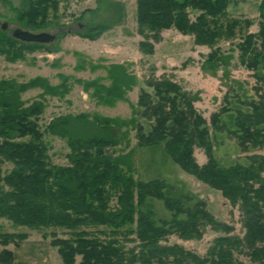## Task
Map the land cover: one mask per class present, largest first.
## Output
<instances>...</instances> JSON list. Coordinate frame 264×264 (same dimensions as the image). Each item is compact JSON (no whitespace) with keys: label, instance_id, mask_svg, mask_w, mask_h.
Masks as SVG:
<instances>
[{"label":"trees","instance_id":"trees-1","mask_svg":"<svg viewBox=\"0 0 264 264\" xmlns=\"http://www.w3.org/2000/svg\"><path fill=\"white\" fill-rule=\"evenodd\" d=\"M59 3L26 0L28 7L21 14L25 27L35 31L51 25ZM229 3L230 0H137L138 29L146 38L140 42L141 49L153 53L155 44L151 40L160 41L162 31L169 28L191 34L196 43L210 46L224 34L233 36L237 21L225 20ZM191 10H199L200 14L193 19ZM261 17L260 32L247 34L239 48L243 64L264 82V1ZM107 28L106 24H95L76 33L95 40ZM41 48L57 52L61 46L24 42L0 26V54L8 60L27 59V52ZM227 59L218 49L208 55L212 66H221L223 71L228 69L223 68ZM85 63L77 67L85 68ZM103 67L106 74L102 77L79 81L98 104L128 102L132 117L97 114L99 131L87 138L77 136L79 128L72 126L83 114L55 118L46 132L39 123L47 95L63 98L70 93L69 75L60 73L62 80L57 84L43 75L23 83L15 79L0 81V264H14L15 251L10 244L20 246L29 237L27 232L3 230L2 219L14 227L66 231V237L57 230L44 234L52 237L50 242L63 264H264V154L253 152L246 162L225 165L216 156L211 138L213 126L237 136L244 151L264 149L262 88L255 87L258 98L242 101L247 109L240 106L232 113L237 126L233 129L222 121L229 106L213 112L208 120L194 104L197 96L168 77L147 79L138 101L131 102L129 92L139 84L138 76L124 63ZM214 70L217 75L218 70ZM226 74L220 79L224 80ZM37 87L42 89L44 100L27 104L22 93ZM130 125L137 132L139 147L162 143L174 160L221 190L232 205H238L246 229L244 236L232 233L233 224L216 219L204 200L190 203L171 196L164 188L165 182L159 179L137 181L132 174L134 149L124 155L114 151L121 139L130 144ZM124 126L127 130H123ZM47 133L67 138L71 148L69 164L51 163ZM196 146L204 148L208 155L203 165L195 159ZM7 162L12 164L9 171L4 167ZM148 195L164 200L175 211L174 216L156 218L147 203ZM208 227L225 234L215 238L205 256L179 243H163L172 234L200 239ZM129 242L134 244L128 246ZM242 254L249 257V262L239 257Z\"/></svg>","mask_w":264,"mask_h":264},{"label":"rangeland","instance_id":"rangeland-1","mask_svg":"<svg viewBox=\"0 0 264 264\" xmlns=\"http://www.w3.org/2000/svg\"><path fill=\"white\" fill-rule=\"evenodd\" d=\"M263 1L230 0L225 20L237 21L234 35L224 34L213 46L198 44L193 35L169 28L162 31L160 41L151 40L155 44L154 52L147 53L140 47V42L146 38L138 29L137 0H59L57 16H52L53 23L35 31L45 30L57 34L58 38L49 44L54 47L61 46L60 51L48 52L41 48L34 52H27V59H19L16 62L0 54V81L15 79L23 83L38 75H43L57 84L62 80L60 73L69 75L67 82L71 86V91L63 98L47 95L44 100L40 95L42 89L39 87L24 91L21 97L27 101V104L35 100H44L45 108L39 123L45 132L48 124L55 118L85 115L75 120L72 126L75 129L79 128L76 132L77 136L87 138L91 133L99 131L97 114L130 119L132 108L128 102L123 101L114 106L98 104L97 99L84 89L83 82L79 80L102 77L106 74L104 65L124 63L139 78V84L129 92L131 102L138 101L140 88L146 86L147 79L168 77L179 82L191 94L197 96L194 104L208 120L213 112L221 111L224 106H229V112L222 114V121L235 129L237 126L232 113H236V109L240 106L247 109V105H244L242 101L253 97L258 98L256 86L262 88L260 92H264V82L255 76L253 69L243 64L239 48V43L247 34L260 32ZM26 7H28L26 0H0V26L8 22L9 26L4 30L9 33H12L16 27L26 28L25 21L21 18ZM198 14H200L199 10H191L193 19ZM95 24L108 25V28L95 40L76 33V31L85 30ZM64 32L68 34L60 37ZM257 38L258 44H261L262 37L259 35ZM215 49L228 57V64L223 67H227V71H223L221 66H212L209 62L208 55ZM80 62L85 63L86 67L81 69L77 67ZM92 65L96 68L94 69ZM214 68L218 70L217 75L214 73ZM225 72H227L226 78L221 80L220 76ZM132 126H129L130 144L128 145L124 139H121L114 151L117 155H124L134 149L132 158L135 171L132 174L137 181L146 182L159 179L165 182L167 186L164 188L171 196H180L184 202L189 201L190 203L199 199L204 200L207 209L216 219L233 224L235 230L232 233L244 236L246 229L238 205H232L221 190L199 179L182 163L174 160L162 143L139 147L137 132ZM123 130H127L125 126ZM211 130L213 149L218 159L225 165L246 162L247 156L253 152L264 154V149L244 151L239 147L238 137L230 134L228 130H220L213 126ZM46 141L49 145L51 163L58 165L70 163L68 153L71 152V148L67 138L47 133ZM194 156L200 165L208 160L205 149L201 147H195ZM4 167L6 171H9L12 164L7 162ZM115 202L114 198L113 204ZM147 203L158 219L165 220L174 216L175 211L168 208L166 202L156 196L148 195ZM1 222L3 230L27 232L29 239L46 240L50 243L52 237H46L44 234H49L53 230H57L61 237L68 236L63 229L38 230L27 226L14 227L7 219H2ZM223 233L208 227L200 239H185L179 234H172L163 243H179L185 249L205 256L215 238ZM133 244L129 242L128 246ZM10 247L14 248L15 245L10 244ZM52 248V263L63 264L57 248ZM239 257L249 262L248 256L242 254Z\"/></svg>","mask_w":264,"mask_h":264},{"label":"crops","instance_id":"crops-1","mask_svg":"<svg viewBox=\"0 0 264 264\" xmlns=\"http://www.w3.org/2000/svg\"><path fill=\"white\" fill-rule=\"evenodd\" d=\"M51 242L27 238L20 246L14 247V264H53Z\"/></svg>","mask_w":264,"mask_h":264},{"label":"water","instance_id":"water-1","mask_svg":"<svg viewBox=\"0 0 264 264\" xmlns=\"http://www.w3.org/2000/svg\"><path fill=\"white\" fill-rule=\"evenodd\" d=\"M1 24V21H0ZM8 22L2 24V28L6 29ZM12 35L18 40L28 43H50L58 38V35L49 31H34L27 28L16 27L12 30Z\"/></svg>","mask_w":264,"mask_h":264}]
</instances>
